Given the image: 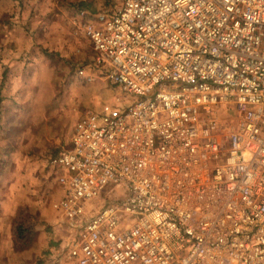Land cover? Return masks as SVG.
<instances>
[{
	"label": "built area",
	"instance_id": "2783aa9c",
	"mask_svg": "<svg viewBox=\"0 0 264 264\" xmlns=\"http://www.w3.org/2000/svg\"><path fill=\"white\" fill-rule=\"evenodd\" d=\"M77 17L116 93L49 162L65 237L47 264H264V0Z\"/></svg>",
	"mask_w": 264,
	"mask_h": 264
},
{
	"label": "rangeland",
	"instance_id": "374dc122",
	"mask_svg": "<svg viewBox=\"0 0 264 264\" xmlns=\"http://www.w3.org/2000/svg\"><path fill=\"white\" fill-rule=\"evenodd\" d=\"M121 1L0 0V204L15 207L1 224L0 264H47L63 242L49 162L69 147L78 119L116 93L88 68L93 51L77 14L113 11ZM20 222L30 232L14 244Z\"/></svg>",
	"mask_w": 264,
	"mask_h": 264
},
{
	"label": "crops",
	"instance_id": "0c3cea01",
	"mask_svg": "<svg viewBox=\"0 0 264 264\" xmlns=\"http://www.w3.org/2000/svg\"><path fill=\"white\" fill-rule=\"evenodd\" d=\"M7 187L6 188H2L1 189V194L2 195H4V194H7ZM12 206H9V204H0V211H3V213L1 214V212H0V229H1V224L6 220V218H9L10 216H12L14 213H11L8 217L6 216V214L5 213H7V212H10V211H13V209L15 208H11ZM19 207H20V205H19ZM16 209H18V208H16ZM2 236V235H1ZM1 236H0V239H1ZM10 249V251H12V249H11V246H10V243H9V246H7L6 247V249ZM1 249H3V245L1 246V248H0V251H1Z\"/></svg>",
	"mask_w": 264,
	"mask_h": 264
},
{
	"label": "trees",
	"instance_id": "16d2710c",
	"mask_svg": "<svg viewBox=\"0 0 264 264\" xmlns=\"http://www.w3.org/2000/svg\"><path fill=\"white\" fill-rule=\"evenodd\" d=\"M29 232H30V229L26 228L22 222H20L19 224H16V227L14 230V234L16 236L14 240V244L15 243L17 244L19 241L23 240L25 237L24 235Z\"/></svg>",
	"mask_w": 264,
	"mask_h": 264
}]
</instances>
